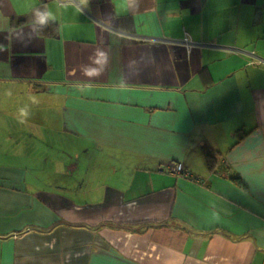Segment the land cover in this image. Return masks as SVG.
<instances>
[{
  "label": "crops",
  "instance_id": "crops-1",
  "mask_svg": "<svg viewBox=\"0 0 264 264\" xmlns=\"http://www.w3.org/2000/svg\"><path fill=\"white\" fill-rule=\"evenodd\" d=\"M0 264H264V0H0Z\"/></svg>",
  "mask_w": 264,
  "mask_h": 264
},
{
  "label": "rangeland",
  "instance_id": "rangeland-1",
  "mask_svg": "<svg viewBox=\"0 0 264 264\" xmlns=\"http://www.w3.org/2000/svg\"><path fill=\"white\" fill-rule=\"evenodd\" d=\"M62 132H60V130L58 128H51V137L53 138L54 136H58V139H59V144H60V138L62 136ZM60 151H58L56 154H59ZM66 163L70 166H73V173H82L84 172L83 171V164L81 161H79L78 163L75 161H69V160H66ZM77 176V174H75V177ZM181 178V177H179ZM184 179V178H182Z\"/></svg>",
  "mask_w": 264,
  "mask_h": 264
},
{
  "label": "built area",
  "instance_id": "built-area-1",
  "mask_svg": "<svg viewBox=\"0 0 264 264\" xmlns=\"http://www.w3.org/2000/svg\"><path fill=\"white\" fill-rule=\"evenodd\" d=\"M168 173L171 175H175L187 180H194V177L189 173L184 171L181 163H175L168 168Z\"/></svg>",
  "mask_w": 264,
  "mask_h": 264
},
{
  "label": "clouds",
  "instance_id": "clouds-1",
  "mask_svg": "<svg viewBox=\"0 0 264 264\" xmlns=\"http://www.w3.org/2000/svg\"><path fill=\"white\" fill-rule=\"evenodd\" d=\"M46 15L47 14H45V13H38V16H39V21L38 22L41 25H45L46 24V19H45ZM94 74H97L98 75V73H88V75H94ZM8 95H11V92H9ZM32 102L33 103L36 102L34 98H32ZM19 111H20V115L22 117H25L26 118L28 116V112H27L26 109L22 108ZM24 122H25V120H23V119L20 120V123H24Z\"/></svg>",
  "mask_w": 264,
  "mask_h": 264
},
{
  "label": "trees",
  "instance_id": "trees-1",
  "mask_svg": "<svg viewBox=\"0 0 264 264\" xmlns=\"http://www.w3.org/2000/svg\"><path fill=\"white\" fill-rule=\"evenodd\" d=\"M46 29H47L46 26H44L43 30H46ZM48 30H49V31L51 30L52 35H54V25H49ZM212 162H213V161H212L211 159L207 160V163H208L210 166L212 165ZM233 181L236 182V183H239V182L237 181V179H233Z\"/></svg>",
  "mask_w": 264,
  "mask_h": 264
}]
</instances>
